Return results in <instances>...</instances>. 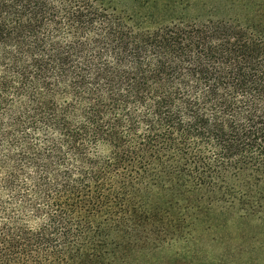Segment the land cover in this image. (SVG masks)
Instances as JSON below:
<instances>
[{
	"label": "trees",
	"instance_id": "obj_1",
	"mask_svg": "<svg viewBox=\"0 0 264 264\" xmlns=\"http://www.w3.org/2000/svg\"><path fill=\"white\" fill-rule=\"evenodd\" d=\"M242 1L0 0V264H124L264 217V2Z\"/></svg>",
	"mask_w": 264,
	"mask_h": 264
},
{
	"label": "rangeland",
	"instance_id": "obj_2",
	"mask_svg": "<svg viewBox=\"0 0 264 264\" xmlns=\"http://www.w3.org/2000/svg\"><path fill=\"white\" fill-rule=\"evenodd\" d=\"M144 20L182 17L186 20L240 19L247 11L242 0H105ZM248 4L250 1L247 0ZM257 3L263 0H254ZM124 264H264V217L214 214L196 225L192 241L138 254Z\"/></svg>",
	"mask_w": 264,
	"mask_h": 264
}]
</instances>
